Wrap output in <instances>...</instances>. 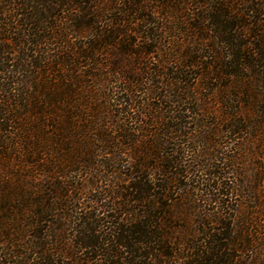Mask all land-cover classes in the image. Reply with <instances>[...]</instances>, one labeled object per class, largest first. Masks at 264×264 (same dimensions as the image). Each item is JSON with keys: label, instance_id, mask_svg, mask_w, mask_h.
Here are the masks:
<instances>
[{"label": "trees", "instance_id": "1", "mask_svg": "<svg viewBox=\"0 0 264 264\" xmlns=\"http://www.w3.org/2000/svg\"><path fill=\"white\" fill-rule=\"evenodd\" d=\"M258 1L0 0V264H238L251 251L224 223L242 155L197 145L212 153L192 188L176 148L193 151L185 112L199 135L264 127L246 77L264 69ZM180 192L217 206L182 239Z\"/></svg>", "mask_w": 264, "mask_h": 264}, {"label": "rangeland", "instance_id": "2", "mask_svg": "<svg viewBox=\"0 0 264 264\" xmlns=\"http://www.w3.org/2000/svg\"><path fill=\"white\" fill-rule=\"evenodd\" d=\"M261 3H264V1L255 2V4ZM262 39H264V36ZM242 41H248V38H243ZM262 57L260 59V65H264V59ZM263 75L264 69L261 68H252L247 74L246 77L251 76V79H246V81L248 80L247 95L249 99H261L264 97V93L261 95L257 88L260 80L263 79ZM221 83L222 82H217L213 83V85L217 84L216 86H218ZM220 97H222V94L217 93V98ZM218 112L219 111L217 110V113ZM251 114L252 119L250 122L256 123V111L253 110ZM183 115L186 117L185 122L189 123L185 126V131L188 132V135H185L186 139H184V141H187V138L193 140L190 142L193 151L186 149L187 146L185 145H188V143H180L179 145L181 146L176 148L180 154L177 158L183 159L182 169L191 170V172L186 175V179L181 180L182 185L190 184L192 188H195L199 186L196 182L203 183V181L206 180V170L201 166L202 163L197 161L203 162V156L211 154L212 152H208L206 147L200 146V148H197V145H215L213 144L214 142L209 141L212 139V141H219L222 148H224V152L228 155H242L243 158H241V165L237 167L238 171L241 172V175L236 178L235 183L236 185H239L240 190H244L245 187V191L244 193H240L238 197L225 199V204L229 207V210L226 212L231 220L224 221V223L225 225H229V229L232 232L230 236L232 240H235L238 243L245 241V245L248 246L245 248L254 251V253L251 251L243 252L241 254L235 253V256L238 257V264H264V230L262 233H259V229L256 226V218L262 209L261 206L264 204V160L261 158L253 159V156L251 155L253 152H256L259 156L261 150L263 151L262 153H264V127L255 130V127L252 126L251 129L248 130L250 135L248 137H246L247 135L240 134L230 139L226 138L227 136L222 133L218 135H216V133L199 135L198 133L195 134L192 132L195 129L198 118L193 114L186 112ZM211 119L214 120V118ZM255 131L259 134L257 137L253 138ZM193 145H196V148ZM180 149H184V152L182 150L180 151ZM4 162V159L0 157V167L4 166ZM197 170L198 172H196ZM200 189H203V187L200 186ZM190 193V195H199V197L204 196L203 192L197 191L196 189H192ZM175 197V203H173V207L171 208V221L175 233H177V238H187L198 228V222H200L201 219L202 222L205 221L203 218L205 212L212 211V209L213 212L217 210V206L215 207L214 205L205 207L207 204L193 203L190 202V200L185 201L184 195L181 194V192L180 195ZM3 241L4 240L1 242L2 244ZM147 264L153 263L147 262Z\"/></svg>", "mask_w": 264, "mask_h": 264}]
</instances>
